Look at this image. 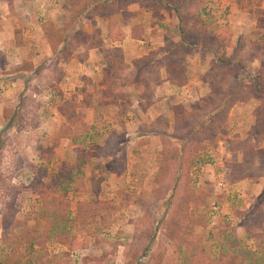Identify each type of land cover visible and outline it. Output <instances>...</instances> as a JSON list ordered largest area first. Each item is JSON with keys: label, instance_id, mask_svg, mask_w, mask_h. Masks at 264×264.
Instances as JSON below:
<instances>
[{"label": "rangeland", "instance_id": "374dc122", "mask_svg": "<svg viewBox=\"0 0 264 264\" xmlns=\"http://www.w3.org/2000/svg\"><path fill=\"white\" fill-rule=\"evenodd\" d=\"M0 30V264H264L252 87L264 74V0H0ZM211 83L239 85L238 102L182 165L172 109L191 111ZM108 90L116 104L102 102ZM61 180L70 207L48 215L72 248L52 237L39 249L36 187ZM92 201L102 209L77 230L76 203Z\"/></svg>", "mask_w": 264, "mask_h": 264}, {"label": "trees", "instance_id": "16d2710c", "mask_svg": "<svg viewBox=\"0 0 264 264\" xmlns=\"http://www.w3.org/2000/svg\"><path fill=\"white\" fill-rule=\"evenodd\" d=\"M177 11V10H176ZM178 17L181 19V13H177ZM52 30H49V32L44 30V35L48 38H50ZM179 34L180 36L184 33V27L179 26ZM140 33V32H139ZM132 39L136 40H142L141 35H130ZM60 44L62 45L63 49L68 51L67 49L70 47L69 42H67L66 38L58 36ZM49 40V39H48ZM18 45H21L20 40L17 41ZM52 53L54 54L55 51L53 48H51ZM64 52V51H63ZM62 53V51H61ZM123 55L121 50H113V53L110 56V59L108 61V65L113 68V65H118L119 67L123 63ZM177 67V65H175ZM113 75V74H112ZM175 75V73H174ZM174 76L169 73L170 80H174ZM18 79H22V82H25V78H21L18 76ZM215 86L211 83V88L209 94H207L204 98L199 100L198 102H195L194 104L190 105L191 111H188L184 106L182 105H176L172 109L173 113V123H174V134L171 136V138L178 144H181V152L179 153V161L182 159L181 164H186L187 161L183 159V157H191L195 155L196 153H199L198 147L201 145L202 142L198 136L199 134L206 135L207 138H210L212 142L215 141L217 138V132L220 129V121L226 119L228 117V114L232 107L238 102V96L235 95L238 94L239 85L234 86L233 92L229 93L227 90L226 92L224 90H215ZM253 94L257 97L259 101V105L257 108H255L253 115H254V127H259L263 125L264 123V74L262 76H259L256 78L255 83L253 84ZM111 92H106L102 94V102L106 105L109 104H116L117 103V97L114 99H109V94ZM216 93L218 94L216 96ZM220 95V96H219ZM207 109L211 110L210 115V124L209 126H204L202 122H199L196 120L198 117L207 111ZM208 113V112H207ZM14 115L10 116L8 120V127H10L12 123ZM196 120V121H195ZM219 120V121H218ZM198 130V131H197ZM255 137L260 138L264 137L263 133L261 131L255 130ZM264 131V129L262 130ZM210 135V136H209ZM188 147L191 148V152L188 153ZM247 155L244 154V161L245 163L249 164V160L252 159V156L246 157ZM199 158V157H198ZM197 158V159H198ZM191 161V160H190ZM243 163L237 166L238 172L241 166H244ZM240 173H242L240 171ZM68 183L69 181L61 180L56 184V188L47 186L45 184H40L36 187V190L38 191L40 196V200L43 203L44 207V221H45V227L40 235L41 238H38L36 242V246L39 249H43L47 241L54 237L56 240H58L60 243H63L65 247L72 248L71 244L67 241L66 238L62 239L61 236L56 234H63V226L60 225V223H57L54 218L48 215V210L52 209L54 212L57 213H64V210L66 211L69 209L70 204L68 200H65L66 193L68 191ZM46 187V188H45ZM58 187V188H57ZM45 189V191H44ZM118 196L120 198H123L124 194L123 192H117ZM103 204L101 202L92 201V202H77L75 205V227L79 228L77 230H80V227L87 226L95 221V218L98 216L100 210L102 209ZM107 205V204H106ZM108 206V205H107ZM66 213V212H65ZM69 213V211L67 212ZM68 215V214H67ZM5 221V219H4ZM62 221V220H61ZM261 223L264 225V216L261 218ZM3 224V223H2ZM4 223V227H5ZM3 227V230L5 229ZM74 227V226H73ZM74 227V228H75ZM75 228V229H76ZM60 229L61 232H60ZM239 257L236 255H232V261L227 262L226 264H238ZM31 260H27L25 264H30ZM207 262L203 259H201L199 256L197 258L193 257L192 260L189 261V264H206ZM34 264H40L39 262H35Z\"/></svg>", "mask_w": 264, "mask_h": 264}, {"label": "crops", "instance_id": "0c3cea01", "mask_svg": "<svg viewBox=\"0 0 264 264\" xmlns=\"http://www.w3.org/2000/svg\"><path fill=\"white\" fill-rule=\"evenodd\" d=\"M1 32H3V31L0 30V33H1ZM2 34H3V33H2ZM129 39H131V41H132V38H129ZM129 39H128V40H129ZM125 40H126V39H124L123 42H125ZM133 41H134V40H133Z\"/></svg>", "mask_w": 264, "mask_h": 264}]
</instances>
